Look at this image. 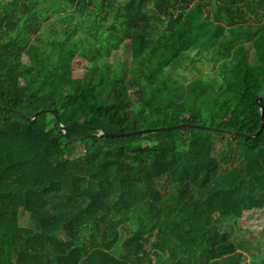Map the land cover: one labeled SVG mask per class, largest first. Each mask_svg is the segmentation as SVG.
Returning <instances> with one entry per match:
<instances>
[{"label": "trees", "instance_id": "1", "mask_svg": "<svg viewBox=\"0 0 264 264\" xmlns=\"http://www.w3.org/2000/svg\"><path fill=\"white\" fill-rule=\"evenodd\" d=\"M261 104L264 0H0V264L264 263Z\"/></svg>", "mask_w": 264, "mask_h": 264}, {"label": "rangeland", "instance_id": "2", "mask_svg": "<svg viewBox=\"0 0 264 264\" xmlns=\"http://www.w3.org/2000/svg\"><path fill=\"white\" fill-rule=\"evenodd\" d=\"M249 55L253 60V50L249 49ZM47 56V51L39 45L31 44L26 50L24 61L28 64H44ZM193 60H185L183 67L179 68L181 76H186L187 81L194 79L200 75H207L215 73L213 63L207 59V56L192 53ZM132 59L131 49L128 44L122 45L112 56L113 61L121 60L130 63ZM72 65L74 76L81 77L87 71L88 60L84 59L81 55L74 56L69 60ZM23 222L27 220L28 215L23 216ZM234 228L231 229L233 233L241 230L243 235L248 239L257 241L264 235V208L261 210H249L244 213V216L236 223L232 220ZM61 235H64L61 233ZM252 256L248 255L244 264H251ZM264 264V263H261Z\"/></svg>", "mask_w": 264, "mask_h": 264}, {"label": "water", "instance_id": "3", "mask_svg": "<svg viewBox=\"0 0 264 264\" xmlns=\"http://www.w3.org/2000/svg\"><path fill=\"white\" fill-rule=\"evenodd\" d=\"M261 107V114H262V127L264 125V105L261 104L260 105ZM46 111V109H41L39 110L37 113H35L33 115V119H35L37 117L38 114L42 113ZM53 112V110H52ZM56 118L57 120L60 122V119H59V116L56 115ZM185 125H191V126H194V127H201V128H207V129H213V130H220V131H227V132H233L235 134H243L242 132H238V131H231V130H227V129H222V128H217V127H212V126H206V125H201V124H190V123H187ZM60 126L62 127V129L64 131L67 130V127L66 126H63L62 124H60ZM173 126H160V127H151V128H145V129H139V130H134V131H128V132H110V133H105V132H101V133H98V134H93V135H87V136H94V135H97V136H102V135H105V136H111V137H117V136H123V135H126V136H130V135H136V134H141V133H145V132H149V131H155V130H163V129H170L172 128ZM257 133L255 134H248V135H256ZM79 139L83 138V137H78Z\"/></svg>", "mask_w": 264, "mask_h": 264}]
</instances>
